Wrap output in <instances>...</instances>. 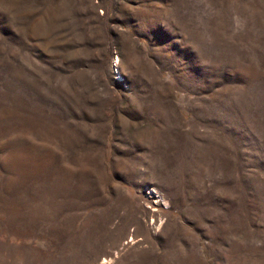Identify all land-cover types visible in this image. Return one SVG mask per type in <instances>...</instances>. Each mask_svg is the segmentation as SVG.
Returning a JSON list of instances; mask_svg holds the SVG:
<instances>
[{"label":"rangeland","instance_id":"rangeland-1","mask_svg":"<svg viewBox=\"0 0 264 264\" xmlns=\"http://www.w3.org/2000/svg\"><path fill=\"white\" fill-rule=\"evenodd\" d=\"M0 264H264V0H0Z\"/></svg>","mask_w":264,"mask_h":264}]
</instances>
